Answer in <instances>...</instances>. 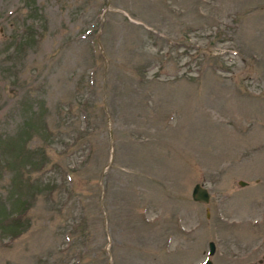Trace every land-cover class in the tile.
<instances>
[{"label":"rangeland","instance_id":"1","mask_svg":"<svg viewBox=\"0 0 264 264\" xmlns=\"http://www.w3.org/2000/svg\"><path fill=\"white\" fill-rule=\"evenodd\" d=\"M108 1L0 0V264H264V0Z\"/></svg>","mask_w":264,"mask_h":264},{"label":"trees","instance_id":"2","mask_svg":"<svg viewBox=\"0 0 264 264\" xmlns=\"http://www.w3.org/2000/svg\"><path fill=\"white\" fill-rule=\"evenodd\" d=\"M27 126V125H26ZM26 131V132H25ZM29 131L27 130H24V133L23 134H27V136L29 135V137L31 136V131L28 133ZM25 134V135H26ZM2 138H0V142H2ZM8 147L7 149L9 154H14L15 152L18 153V150H17V147L16 145H14L13 143L12 144H8ZM19 148V147H18ZM32 153V152H31ZM4 154V152H3ZM33 154H36V152H34ZM22 156V154H21ZM33 157V156H32ZM23 160L25 161L26 164H32L35 162V160H33L29 155H26L24 154L23 156ZM11 163V162H10ZM41 166L37 167L36 166V170L39 169L40 170ZM25 200V198H23V194L21 192V190H16L14 193H12V196H11V201L14 205V209H16L18 206H20V204L23 203V201ZM8 217H9V214L7 213L6 211V207H5V204L3 203L2 205H0V232L2 234H5L7 233L8 231H11L13 229V225H10V220H8ZM15 222H19L18 218L15 217V219H13ZM8 227H10L8 229Z\"/></svg>","mask_w":264,"mask_h":264},{"label":"water","instance_id":"3","mask_svg":"<svg viewBox=\"0 0 264 264\" xmlns=\"http://www.w3.org/2000/svg\"><path fill=\"white\" fill-rule=\"evenodd\" d=\"M108 2L109 1L107 0V3ZM239 183L242 185L245 184L244 181H240ZM191 197H192V200H194L195 202L207 204L210 200L209 190L204 186L203 183H196L194 184L192 188ZM215 249H216L215 243L213 241H209L208 242V253L210 256L214 254ZM205 264H212V261L210 259H207L205 261Z\"/></svg>","mask_w":264,"mask_h":264}]
</instances>
